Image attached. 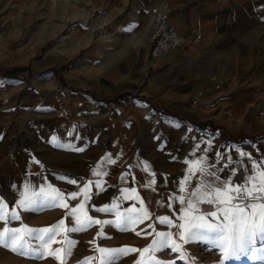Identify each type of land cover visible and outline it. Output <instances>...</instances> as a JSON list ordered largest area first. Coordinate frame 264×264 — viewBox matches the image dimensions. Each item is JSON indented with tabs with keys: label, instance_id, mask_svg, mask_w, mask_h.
Segmentation results:
<instances>
[{
	"label": "crops",
	"instance_id": "crops-1",
	"mask_svg": "<svg viewBox=\"0 0 264 264\" xmlns=\"http://www.w3.org/2000/svg\"><path fill=\"white\" fill-rule=\"evenodd\" d=\"M157 1L135 0L137 12L128 16L137 24L134 38L128 40L133 47L141 45L150 20L149 8ZM171 2L173 10L170 21L179 32L189 37L196 36L197 41L187 42L154 59L148 56L144 47L119 59H113L111 51L107 56V52L94 55L90 50V53L76 59L62 75L55 73L52 77L41 78L43 83L49 79L57 85L58 79L63 86L53 89L54 93L46 96L43 89L29 88L28 84L21 86L22 79L11 76L3 78L10 87L20 84V88L9 87L7 103H17L21 108L36 107L37 110L32 112L30 124L21 127L10 152L3 154L5 164L18 170L24 192L28 191L34 173L40 170L34 163L33 152L27 147V140L32 135L40 151L36 150L37 154L59 160L77 158L79 168L87 166L88 178L94 182H97L95 169H103V173H107V160L96 163L94 169L84 160L100 158L99 161H102V156L107 154V150L103 153L105 144H128L121 129L124 124L118 121L122 116L118 113L120 101L117 99L132 87L141 90L139 85L146 74L149 76L147 89H152L156 83L160 85L158 103H171L179 98L188 106L185 112L191 125L178 123L182 126L180 129L185 128V135L179 134L177 140L183 139L184 143L191 145V150L180 161L174 186V191L180 193L176 201L178 209H185L183 217L186 228L193 217L188 218V214L194 212L188 210V202L193 199L192 193L202 185L198 167H194L190 174L185 161L205 157L209 168L215 167L228 187L243 185L245 175L256 177L248 183L249 188L260 182L259 174L264 172V0ZM162 73L169 77L164 75L161 78ZM0 102L1 107L5 100ZM3 109L0 108V112ZM193 115L195 117L191 118ZM109 116L114 120L109 121ZM111 121L120 130L108 136ZM119 123L121 128L118 127ZM12 129L11 123L0 120V141L6 134L10 135ZM77 145H82L83 152H87L85 159L82 158L83 153L78 154ZM240 152L246 155L241 158ZM217 154L220 157L218 162ZM229 157L232 164L226 168L224 166ZM253 161L257 165L255 171L252 170ZM231 167L235 168L237 174L228 181ZM245 168L249 169L247 173L244 172ZM103 173H100L98 180L101 185L99 193H108V188L103 185V177L107 174ZM113 175L116 179L113 185L116 183L121 187L122 193L135 181V188L144 202L143 207L151 211L152 204L144 193L147 179L138 183L135 172L123 167L114 170ZM81 176L84 177V173ZM7 178L8 187L2 191L11 196L9 181L12 177ZM255 203L259 205L264 201L257 200ZM195 209L205 211L208 222L219 223L223 219L222 212H218V219L209 215L217 211L216 204L209 205L203 201L196 204ZM177 229L179 241L187 240L181 239V232L185 230ZM221 238L218 229L194 228L188 234L191 242L206 239L218 245V249ZM228 256L236 264H264V232L258 231L237 242Z\"/></svg>",
	"mask_w": 264,
	"mask_h": 264
},
{
	"label": "rangeland",
	"instance_id": "rangeland-1",
	"mask_svg": "<svg viewBox=\"0 0 264 264\" xmlns=\"http://www.w3.org/2000/svg\"><path fill=\"white\" fill-rule=\"evenodd\" d=\"M70 3H76L78 7V11L74 12L73 16L71 8L69 10L66 8ZM134 4L135 0H0V75L2 76L0 101L5 100L0 107L4 108L0 112V120L13 126L11 136L6 134L0 141V201L7 206L8 213L15 211L20 216L19 220H11L10 217L7 222L0 220V233H3L5 227L51 228L61 220L65 222L55 241L48 244L46 252L41 248V242L35 239V234L32 237L24 233L20 234L21 239L17 241L16 246L20 248L24 245L20 251H25L29 246L31 248L24 255H21L20 251L13 252L11 247H5L3 238L0 237V264H84L85 261L88 264H101L105 254L98 251L100 248L140 250L129 251L122 255L114 254L106 258V264H137L138 261L147 264L149 254L144 253L141 256V252L152 244L156 232L171 233V241L180 245L184 254L182 256L181 252H173L171 248L162 249L155 254V258L161 264H236L229 256L223 258L221 242L218 249V245L206 239L197 242H191L189 239L179 241L178 221L180 224L184 223L181 217L184 216L185 209H178L176 201L180 193L174 191V186L180 161L191 150V145L184 143L183 139L177 140L179 134L185 135L183 131L185 128L180 129L182 126L178 123L187 122L191 125V121L185 112L188 106L180 102L179 98H175L171 103L157 102L160 85L156 83L152 85V89H147L149 77L147 74L139 85L142 87L141 90L139 87H132L130 91L124 92L123 97L117 99L120 101L118 113L120 117L122 116L118 121L124 124V128L121 123L118 127H122L128 144H105L103 153L107 150V154L102 156V161H99L100 158L86 160L88 154L86 151L83 152V146H75L76 149H83L77 152L83 153L82 158L85 159L83 160L93 169L96 163L107 160L108 172L103 173V169H95V172L107 174L103 177V185L109 192L99 193L101 185L97 188V182L88 178L87 166L79 168L77 158L59 160L46 157L42 153L37 154L36 152L40 151L32 135L27 140V147L33 152L34 163L40 170L34 173L27 195L31 196L33 192L39 193L43 188L49 197L55 199L56 194L49 190L51 186L62 193L63 200L51 206L38 203L34 209L27 211L18 206L21 194L25 193L23 183L19 180L18 170L5 164L6 159L3 154L10 152L21 127L30 124L32 112L37 110L36 107L21 108L17 103H7L9 101L7 91L10 86L8 82L3 81V78L11 76L22 79L21 86L28 84L29 88L43 89L46 96L54 93L53 89L57 90L58 87L63 86L58 79L57 85L55 81L49 79L43 83L41 78L48 75L52 77L55 73L62 75L76 59L90 53V50L94 55L101 51L107 52V56L111 51L113 59L140 51L142 48L140 45L133 47V43L128 41L134 38L137 29L136 22L128 19V16L137 12ZM103 34L110 36V41L101 40ZM164 75L162 73L160 77L163 78ZM165 76L169 77V75ZM63 85L67 87L65 83ZM10 88H20V84H13ZM104 104L108 105L107 102ZM193 117L195 115L191 118ZM108 118L109 121L114 120L110 116ZM109 123L108 136L112 132L116 133L117 129L120 130L114 121ZM122 167L135 172L138 183L147 179L145 185H148L153 179L155 180L154 184L144 189L145 195L152 204L151 211H147V217L135 226L84 223L76 232H65L64 229L78 227L75 217L70 216L69 213L81 203L84 204L80 212L82 221L86 216L101 222L117 220L114 212L97 211L104 207L111 208L114 203L121 212L131 207L140 209L141 204L138 200L123 199L122 188L116 183L113 185L116 180L113 175L114 170ZM81 173H84V177ZM9 176L12 177L9 181L11 196H7L2 191L8 187L6 181ZM72 179H76L77 184H71ZM99 179L100 175H96V180ZM135 185L134 181L127 189L129 191L136 189ZM73 186L74 191L78 193L75 201L70 199ZM85 186L89 197L86 202L83 192ZM136 193L142 200L137 189ZM60 203H66L68 207H61ZM193 211L188 214V218L205 212L198 209ZM161 217L171 220L173 226L161 224ZM65 237L74 243L72 245L65 243ZM40 253L43 254L39 255ZM57 256L60 259H57Z\"/></svg>",
	"mask_w": 264,
	"mask_h": 264
},
{
	"label": "snow or ice",
	"instance_id": "snow-or-ice-1",
	"mask_svg": "<svg viewBox=\"0 0 264 264\" xmlns=\"http://www.w3.org/2000/svg\"><path fill=\"white\" fill-rule=\"evenodd\" d=\"M58 143V142H57ZM61 147H65V145H59ZM66 147L71 148V145H67ZM195 147V146H194ZM77 151H83V149H77ZM246 154L244 152H240L241 158H243ZM220 159L219 154H217L216 162ZM115 163V161H111ZM188 164V171L191 174L193 172L194 167H198V170L201 174V187H198L195 192L192 193L193 199L188 202V210L193 211L195 209V205L199 204L203 201H206L209 205L216 204L217 211H212L209 215L218 219V212H222L223 219L219 223L208 222L204 215L193 216L189 220L188 227L184 223L179 224V228L185 231L181 232V239H188V234L194 228H207V229H218L222 234L221 238V253L224 259L227 258L229 252L234 248L237 242L242 241L244 238L254 235L258 231L264 232V203L257 204L255 201L261 200L264 201V172H261L260 182L258 184L253 185V187L249 188L247 185L250 181L256 179L255 176L249 177L245 175L244 184L236 185L233 187H228L227 182L221 180L218 170L215 167L211 169L208 166V162L205 157H201L195 161H185ZM215 163V162H214ZM232 164L231 157H229L228 163L225 164L224 167L228 168ZM257 168L256 163L253 161L252 170L255 171ZM249 169L245 168L244 172L247 173ZM236 171L234 167L230 169V175L228 181L231 180V177L236 176ZM100 175V173H97ZM71 184H77L76 179H72L70 181ZM155 180L153 179L147 187H150L151 184H154ZM97 188L100 187L99 181L96 184ZM49 190L56 194V198L53 199L49 197L43 188L40 189L39 193L33 192L31 196L27 195V190L25 193L21 194V199L19 201L18 206L20 208L27 210L34 209L38 203L46 204V205H56L59 201L63 200L62 193L56 191V189L51 188L49 186ZM84 192V200L85 202L88 200L87 186H85ZM78 193L76 191H72L70 193V199L75 201L77 199ZM251 198V199H249ZM123 199H135L138 200L141 204L139 210L135 207H131L121 212L118 206L114 203L111 208L104 207L97 209L100 212H114L117 220L115 221H98L92 220L91 217H85L84 221L81 220L80 212L84 208V204L81 203L78 208H73L70 210L69 215L75 217V223L78 227H73L70 229H64L65 232H76L79 230V226L86 223L87 225L92 224H117L120 226L123 224L124 226H135L137 223H141L148 215L146 209L143 207L144 202L140 200L139 196L136 193V189H132L129 191L127 188L123 189ZM195 201V204L194 202ZM235 201V202H233ZM59 206L67 208L68 205L66 203H60ZM223 206V207H221ZM7 206L0 201V220L8 221L9 217L11 220H19L20 216L15 212L8 213ZM181 219H185V217H181ZM64 220H61L58 224L53 225L51 228H7L5 227L3 233H0V237L3 238L4 246L11 247L13 252L20 251V248H23L24 245H21L18 248L17 241L21 239L20 234L24 233L28 237H32L35 234V239L39 240L41 248L48 250V244L55 241L57 235H59L60 229L64 227ZM161 224H167L168 226H173L172 221L168 220L166 217L160 218ZM151 227V226H149ZM139 235V233H137ZM156 238L153 239L152 244L143 249L141 252V256L144 253L149 254V259L147 264H161L159 260L155 258V254L162 249L171 248L173 252H181V246L176 244L174 241H171V233L166 232H156ZM65 243L72 245L74 241L68 240L65 237ZM30 246L25 251H20L21 255L26 254L27 251H30ZM58 252L60 250H57ZM101 253H104V258L101 260V264H106V258L113 256L114 254H125L129 251H140L138 249H128V248H118V249H98ZM40 253L39 255H42ZM181 255L184 254L181 252ZM57 259H60L57 256ZM84 264H88L87 261ZM137 264H144L143 261H138Z\"/></svg>",
	"mask_w": 264,
	"mask_h": 264
},
{
	"label": "built area",
	"instance_id": "built-area-1",
	"mask_svg": "<svg viewBox=\"0 0 264 264\" xmlns=\"http://www.w3.org/2000/svg\"><path fill=\"white\" fill-rule=\"evenodd\" d=\"M172 10L171 0H159L149 8L150 20L140 46L147 49L151 59L187 42L197 41L196 36L189 37L177 30L169 19Z\"/></svg>",
	"mask_w": 264,
	"mask_h": 264
},
{
	"label": "bare ground",
	"instance_id": "bare-ground-1",
	"mask_svg": "<svg viewBox=\"0 0 264 264\" xmlns=\"http://www.w3.org/2000/svg\"><path fill=\"white\" fill-rule=\"evenodd\" d=\"M66 8H68L67 10H69V8H71L70 10H72L71 12V14H72V16H73V13L74 12H76V11H78V7H77V5H76V3H70V5L68 6V7H66ZM85 8V7H84ZM69 12V11H68ZM71 16V15H70ZM106 34H103L102 35V38L103 39H101V40H104V41H110V39H111V37L110 36H105Z\"/></svg>",
	"mask_w": 264,
	"mask_h": 264
}]
</instances>
